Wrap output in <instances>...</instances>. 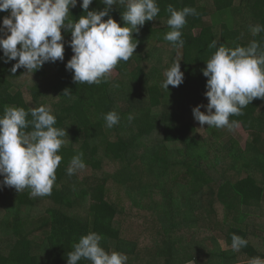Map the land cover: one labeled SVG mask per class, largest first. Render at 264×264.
Instances as JSON below:
<instances>
[{
	"label": "trees",
	"instance_id": "16d2710c",
	"mask_svg": "<svg viewBox=\"0 0 264 264\" xmlns=\"http://www.w3.org/2000/svg\"><path fill=\"white\" fill-rule=\"evenodd\" d=\"M81 3L70 7V20L84 14ZM156 3L158 16L133 32V56L100 84L73 82L66 69L71 33L63 28L64 60L54 63L50 83L46 63L32 73L23 67L12 73L16 61L5 63L0 50V115L6 106L30 111L44 105L68 134L50 196L30 198L28 189L0 187V264H67L73 244L89 232L103 236L106 251L127 255V264H248L252 257L264 258V99L230 116L252 137L245 148L232 137L220 140V128L201 127L192 112L208 103L202 69L216 51L209 47L213 40L217 47L253 40L264 47V31L253 36L249 28L264 26V0ZM169 4L198 13L186 17L179 48L164 40L171 30ZM104 7L93 0L89 10ZM124 10L117 0L109 11L121 26ZM8 15L0 11V24ZM179 59L184 81L165 90L164 72ZM65 89L71 96L63 95ZM113 110L120 121L108 128L103 117ZM79 153L85 167L68 175ZM230 218L239 225H230ZM233 233L248 241L238 252L230 248Z\"/></svg>",
	"mask_w": 264,
	"mask_h": 264
},
{
	"label": "clouds",
	"instance_id": "9594fccd",
	"mask_svg": "<svg viewBox=\"0 0 264 264\" xmlns=\"http://www.w3.org/2000/svg\"><path fill=\"white\" fill-rule=\"evenodd\" d=\"M92 2L82 0L84 14L73 21L69 19L70 7H75L77 0H0V11L9 13L0 24V32L4 33L0 36V50L5 63L16 61L11 72L16 73L23 67L32 73L46 62L63 61V28L71 33L68 44L73 55L66 69L73 73V82L89 85L106 82L118 63L127 62L135 53L138 41L134 42L133 32L138 33L146 21L154 20L160 9L156 0H119L125 8L121 14L125 23L121 26L109 16L117 0H101L105 7L99 11L89 10ZM166 11L171 30L164 35V40L174 47H182L181 29L187 23L186 17L198 13L193 7L177 10L171 4ZM106 16L108 19H103ZM249 28L253 36L264 31V26L259 24ZM209 47L216 51L202 69L207 77L204 95L208 103L195 106L193 118L201 127L226 128L232 132L239 122L230 121V116L243 115V109L254 99H264V47L256 40L235 48L217 47V41L213 40ZM179 61L174 60L164 72L161 87L165 90L169 85L178 87L184 81ZM71 94L69 89L63 92L65 96ZM201 107H205L206 112H202ZM29 114L30 120L27 119ZM103 118L108 128L120 121L114 110ZM127 119L131 122L134 116L129 114ZM55 124V115L44 105L30 111L15 106L4 108L0 115V176L3 177L0 187H11L17 192L28 189L30 198L51 195L56 169L62 160L58 152L65 144L63 138L68 135L65 128ZM82 157L83 153L73 156L66 170L68 175L85 167ZM102 239L96 232L82 235L67 253V264H78L82 259L90 264H127V255L106 251L101 246ZM220 243L224 247V242ZM247 244L245 238L232 234L230 248L233 252ZM248 264H264V258L252 257Z\"/></svg>",
	"mask_w": 264,
	"mask_h": 264
},
{
	"label": "rangeland",
	"instance_id": "374dc122",
	"mask_svg": "<svg viewBox=\"0 0 264 264\" xmlns=\"http://www.w3.org/2000/svg\"><path fill=\"white\" fill-rule=\"evenodd\" d=\"M186 54L187 55H189V50L188 49H186ZM54 63L55 62H46V65H47V69H48V71H49V75H48V82L50 83L51 82V80H52V77H53V75H54V73H55V66H54ZM116 76V71L115 70H113V72H112V74H111V76H110V78L111 79H113L114 77ZM31 78L29 77V80H30ZM29 82V81H28ZM22 83V85L25 83H27V82H24V80L21 82ZM30 84V83H29ZM24 89L26 90V88L24 87ZM220 133V140H227V139H229V137H232V138H234V139H236V140H238L239 142H240V145L243 147V148H245L246 147V145L248 144V143H250L251 142V140H252V137L241 127V126H239V127H237L236 129H235V131H232V132H229L226 128H220V130H218ZM228 223L230 224V225H239V223H237L233 218H230L229 220H228ZM123 236H125V237H130V236H132L130 233H126V234H123ZM219 238H220V242L221 241H223L224 242V247H228V243L226 242V240L221 236V235H217ZM186 264H195V262L193 261V262H187Z\"/></svg>",
	"mask_w": 264,
	"mask_h": 264
}]
</instances>
